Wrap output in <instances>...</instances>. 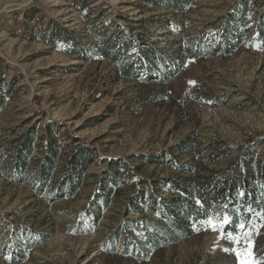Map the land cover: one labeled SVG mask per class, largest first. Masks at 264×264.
Masks as SVG:
<instances>
[{
  "label": "rangeland",
  "instance_id": "1",
  "mask_svg": "<svg viewBox=\"0 0 264 264\" xmlns=\"http://www.w3.org/2000/svg\"><path fill=\"white\" fill-rule=\"evenodd\" d=\"M167 4L0 0V264H239L250 250L264 264V211L241 188L190 238L148 249L136 229L159 214L140 212L149 187L160 201L161 180L189 163L229 179L255 172L252 192L264 193V0ZM109 36L129 41H116L115 60L97 51ZM178 43L203 51L185 59ZM129 57L135 72L121 76ZM48 134L60 165L75 145L90 154L72 197L60 165L42 189L3 173L27 135L39 161Z\"/></svg>",
  "mask_w": 264,
  "mask_h": 264
},
{
  "label": "trees",
  "instance_id": "2",
  "mask_svg": "<svg viewBox=\"0 0 264 264\" xmlns=\"http://www.w3.org/2000/svg\"><path fill=\"white\" fill-rule=\"evenodd\" d=\"M140 1L145 3L149 0ZM189 1L170 0V4L167 6L172 10H180ZM243 32L234 34V42L241 41ZM116 41H121L126 46L129 45L128 38L109 36L98 43L97 51L101 56L115 60L118 55ZM178 46L179 53L185 59L197 58L203 51L191 43L183 45L178 43ZM135 69L133 59L130 57L123 60L117 68L121 76H131ZM29 135L10 154L9 162L4 167L3 173L7 177H16L22 183H28L29 186L33 187L35 185L42 189L49 184L52 176L56 173V167L60 165V147L55 139L48 134V139L44 141L43 157L39 161L32 162L30 160L32 137ZM191 146L192 140L188 138L179 144L177 149L180 153L188 154L191 151ZM250 149H252L251 146L246 148L242 161L244 159L245 162L247 161L246 157ZM168 156L166 155V157ZM89 160L88 150L82 145H75L59 166L58 171L61 178L58 186L68 197H72L75 191L85 184L87 175L84 171ZM30 162L36 164L31 170L28 167ZM179 170H181L179 176H169L161 180V184L170 190L169 194L157 201L149 187L150 202L146 208H140V212L145 215H154V210L159 213L156 220H144L136 226L148 249H156L161 245L169 246L180 239L194 236L199 222L213 214L218 202H226L235 197L239 188L242 189L243 199H248L252 195L254 199L258 200V206L264 211V193L252 192L254 189L252 188V177L255 172L251 175L242 176L241 169L235 167L234 175L229 179L227 174L219 173L216 170H206L194 174L191 163L188 166H181ZM256 176L259 178L264 176L263 165L256 170ZM111 181L114 182L112 178ZM197 201L200 203L197 204Z\"/></svg>",
  "mask_w": 264,
  "mask_h": 264
},
{
  "label": "snow or ice",
  "instance_id": "3",
  "mask_svg": "<svg viewBox=\"0 0 264 264\" xmlns=\"http://www.w3.org/2000/svg\"><path fill=\"white\" fill-rule=\"evenodd\" d=\"M192 83V82H190ZM200 202L197 201V204H199ZM208 223L212 226V227H217V225L213 224L211 220L208 221ZM239 227L241 229L244 228V224H240ZM236 256L237 259L239 261V264H259V261L253 258V252L250 250L247 252V254L241 258V254L239 251L236 252Z\"/></svg>",
  "mask_w": 264,
  "mask_h": 264
}]
</instances>
